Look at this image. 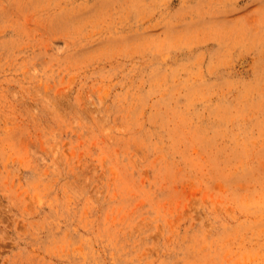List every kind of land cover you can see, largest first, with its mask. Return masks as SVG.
Instances as JSON below:
<instances>
[{
	"label": "rangeland",
	"instance_id": "obj_1",
	"mask_svg": "<svg viewBox=\"0 0 264 264\" xmlns=\"http://www.w3.org/2000/svg\"><path fill=\"white\" fill-rule=\"evenodd\" d=\"M0 264H264V0H0Z\"/></svg>",
	"mask_w": 264,
	"mask_h": 264
}]
</instances>
